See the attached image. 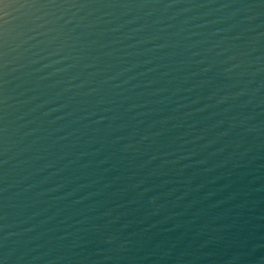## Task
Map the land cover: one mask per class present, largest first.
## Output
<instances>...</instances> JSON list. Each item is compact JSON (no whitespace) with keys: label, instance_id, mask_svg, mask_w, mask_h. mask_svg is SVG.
<instances>
[{"label":"water","instance_id":"obj_1","mask_svg":"<svg viewBox=\"0 0 264 264\" xmlns=\"http://www.w3.org/2000/svg\"><path fill=\"white\" fill-rule=\"evenodd\" d=\"M0 264H264V0H0Z\"/></svg>","mask_w":264,"mask_h":264}]
</instances>
